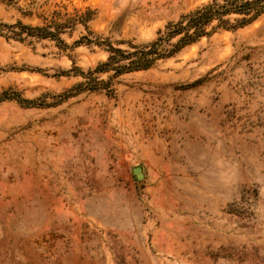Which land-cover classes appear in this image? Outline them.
<instances>
[{
  "label": "rangeland",
  "instance_id": "1",
  "mask_svg": "<svg viewBox=\"0 0 264 264\" xmlns=\"http://www.w3.org/2000/svg\"><path fill=\"white\" fill-rule=\"evenodd\" d=\"M210 1L0 0L8 23L92 14L0 34V264H264V12L76 88L108 57L83 35L129 48Z\"/></svg>",
  "mask_w": 264,
  "mask_h": 264
},
{
  "label": "trees",
  "instance_id": "2",
  "mask_svg": "<svg viewBox=\"0 0 264 264\" xmlns=\"http://www.w3.org/2000/svg\"><path fill=\"white\" fill-rule=\"evenodd\" d=\"M263 12L264 0H212L183 14L177 21L168 22L158 31V36L147 43L136 44L129 41V48L116 46L111 41L102 40L99 37L92 39L83 35L81 39L75 41V46L80 44L103 46L108 52V57L90 69L87 73L90 75L76 67L78 73L85 78L88 77L84 82L78 83L76 88L86 86L89 89H99L101 87L98 84L88 86L90 80L97 81V78H92V74L113 71L114 75L118 76L125 72L150 68L159 59L175 56L185 47L198 42L205 36H210L217 27L243 26ZM90 13L87 11L68 16L67 13L57 12L49 23L43 25L27 24L21 20L15 23L0 20V34L20 41L49 38L61 42L62 34L67 29H74L80 23L87 27L92 19ZM233 14L242 15L234 19L236 22L234 26L230 18ZM214 22L217 24L214 25Z\"/></svg>",
  "mask_w": 264,
  "mask_h": 264
},
{
  "label": "water",
  "instance_id": "3",
  "mask_svg": "<svg viewBox=\"0 0 264 264\" xmlns=\"http://www.w3.org/2000/svg\"><path fill=\"white\" fill-rule=\"evenodd\" d=\"M134 172L138 175V176H142V168L140 166H137L134 168Z\"/></svg>",
  "mask_w": 264,
  "mask_h": 264
}]
</instances>
